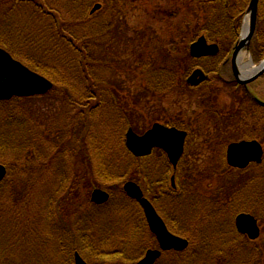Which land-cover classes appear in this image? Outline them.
<instances>
[{"label":"rangeland","instance_id":"obj_1","mask_svg":"<svg viewBox=\"0 0 264 264\" xmlns=\"http://www.w3.org/2000/svg\"><path fill=\"white\" fill-rule=\"evenodd\" d=\"M131 1L135 2L126 8L127 13L125 14L121 11L119 12V10H116L115 14H107L105 8L95 14H91V19L93 18V22H95L93 24L98 27V30L103 29V32L100 36L95 37L92 45L95 57L94 64L96 66L94 71L95 82L89 79L91 84L85 83V86L79 85L78 87L80 95L78 101L81 100V106L73 107L74 110L72 112L75 111L77 117L75 125L66 126V120H69V110L65 107V96L60 95L61 93L51 92L46 96L29 98L25 103V108L31 112V122H37L47 137L50 136L55 139L53 142L55 152H59L60 146L57 147V145L62 144L65 133L68 137L74 132L77 136L83 137L85 130H88L89 127L98 128V135L103 137L102 143L105 144L102 146L109 148L108 151L112 150V157L125 160L128 159L124 150V146H126L125 139L130 129L137 132L138 135H144L154 123L165 125L163 122H168L171 125L177 124L182 130L189 131L190 137L187 140L186 150L181 160V163L183 162L182 173L178 174V176L174 172L171 173L169 186L174 190L175 196L180 194V198L183 201L193 199L190 196H196L198 191L207 194L210 196L209 200L211 201L210 210L199 209L201 214L198 215L197 220L193 221L187 220L189 213L186 214L183 211L182 204L175 211V215L173 212L171 214L176 216L177 224L182 222L187 227H190L191 231L195 232L198 244L194 257L195 261L198 258H211L214 260L212 264H232L226 250L227 246L222 242L223 238L219 237V235L220 232L226 230V225L231 223V218H235L239 212H223L222 207L236 208L238 206L240 211L245 209V204L242 203L244 188L247 182L254 177H264V156L261 164L250 165L243 172L234 171L233 169L228 171L225 151L227 145L235 141V139H257L252 137L254 135V133H251L252 130L256 132L255 134L263 133L262 135H264L262 127L258 128V130L256 128V126L261 125V117L254 118V108H251V104L245 99L243 92L234 88L232 75L229 77L232 83H228L226 86L222 85L226 93L220 96L209 87L210 82L197 88H191L187 85L184 77L186 73H188V77L195 69L191 66L192 62L187 57L188 50L190 42L194 39V30L198 24L203 23L204 16L194 22L196 16L194 18L192 15H188L186 4H181V0ZM26 7L24 6V8ZM177 7L181 9L180 14H175ZM29 8L36 15L44 13L43 15L46 17L45 20L42 19V22L47 23V12H44L47 8L44 10L39 8V6H31ZM63 12L59 8V13ZM102 23H104L103 28L101 26ZM2 24L3 22L0 23V25ZM7 26L5 23L4 27ZM15 26L16 23L13 27ZM17 32L16 30V34ZM41 37L43 38V35ZM43 39L44 43H47V37L44 36ZM9 42L11 41L9 40ZM42 45L43 43H41ZM21 46L19 43H15L13 47L20 51ZM13 51L16 50L14 49ZM169 54L173 58H184L181 63L179 60L176 61L181 65L177 80H174L173 68L165 76L155 72L157 69H169L173 65L174 61L170 60ZM243 54L245 60H248L249 54L246 51ZM187 68H189L188 71L186 70ZM171 73L173 78H171ZM210 77L211 81L212 76ZM176 82L175 89L170 87L169 91L163 92L161 90L167 87L166 84L172 83L173 85ZM252 85L251 91L264 100V79H259L258 82ZM88 88L91 89L93 95L87 93ZM63 91H65V87L61 86V92L63 93ZM1 117L4 119V115H1ZM0 120L2 121V118ZM51 133L55 135H51ZM47 137L43 140L44 144L47 142ZM74 138L78 137L75 136ZM262 144L264 147V143ZM45 145L47 148V144ZM76 147L78 148V144H76ZM80 149L82 148L80 147ZM74 151H72V154L67 151L62 154H55L52 159L55 163L57 161H65L75 166L80 160L77 157V150L75 154H73ZM24 156L17 162L14 156L4 155L0 158V163L8 169L7 174L12 171L4 182V190L7 192L3 197L2 207L6 211L2 212L9 215V219L19 227L23 224V210L18 209L16 203L24 199L23 195L29 193L30 196L31 193L33 210H30L29 216L33 217L35 215V207L41 201L38 199L41 186L33 193L28 192L30 190L28 184H26L28 181L23 179V176L34 172V175H32L34 179L37 172L44 171L43 177L47 180L58 177L53 170L47 171L49 168L46 165L39 162H28L24 159ZM49 159L50 157L45 161L47 162ZM137 159H140V161L142 159L140 164L144 175L142 176L141 174L140 178L144 180L147 176L151 177V174L152 179L160 177L162 168L165 167L161 161L160 154L153 151L151 155ZM111 161L113 165L115 160L111 159ZM152 169H154V173L147 172ZM79 172L83 173L82 166H80ZM136 182L141 187H144L139 181ZM55 187L57 188L58 185H55ZM122 187L123 184L119 188ZM99 188L110 194L116 193V189L109 191L107 187L106 189L104 187ZM192 190H196V192L192 194ZM236 192L239 193L240 197L233 196ZM214 196H217L220 204L215 202ZM173 197L171 194L159 196L155 204L158 205L157 207L160 210L163 208L165 212H168L170 211L168 202ZM196 197L198 199L202 198L201 196ZM238 200H240L239 205L235 202ZM87 211L83 209L84 213ZM2 212L0 211V216ZM132 212L140 216V211L137 208ZM75 213L77 217L79 214ZM160 213L163 216L165 215L164 211ZM256 214L258 216L255 215V217L259 218L261 234L255 242V252L258 255V259L253 264H264V211H261L260 215ZM39 217L44 227H42L41 220H39L38 228L45 230H40L39 234L46 241V244L43 245L46 249L43 247L42 251H36L39 258L33 255L35 251L31 249L35 238L29 236L28 238L31 241L28 242L22 236H19L16 246L11 243L12 246L10 244L0 246L1 263L47 264V218L44 219L43 215H39ZM10 220L5 221L7 227L12 226ZM172 220L167 222L177 228L172 223ZM89 225L88 227H92L98 236L101 235L102 232L99 230L100 223L92 222ZM133 228L137 229L136 227ZM216 229H219L220 232L218 231L219 233H217ZM137 230L133 231L135 233H133V238L130 240L121 237L123 239H117L113 245L108 243V253L112 254L118 250L124 252L123 257L125 258L133 250L142 249L145 244L150 248L149 245L153 243L148 242L145 235L141 237L142 232L145 231ZM110 231L112 230L108 231L111 239L114 237V232L111 234ZM1 235V237L5 238V234L1 232ZM132 246L137 247L132 248ZM206 252L207 254H205ZM141 254V251L134 252L131 254V258L138 259ZM81 255L88 264L97 263L95 259L88 260L87 254L86 256ZM39 259L40 261H38ZM109 259L104 262L99 260V262L101 264H125L121 260ZM65 262L64 259L61 261V259L54 258L52 264H66ZM191 262L195 263L193 259H190L186 264H192Z\"/></svg>","mask_w":264,"mask_h":264},{"label":"trees","instance_id":"obj_2","mask_svg":"<svg viewBox=\"0 0 264 264\" xmlns=\"http://www.w3.org/2000/svg\"><path fill=\"white\" fill-rule=\"evenodd\" d=\"M138 1L142 2V0ZM134 2L131 0H0V23L3 22L0 25V46L33 71L53 81L55 87L52 92L61 93L60 95L65 96L64 104L66 109L69 110V120H66L67 127L74 126L76 123L75 119L77 117L76 112H72L73 107L81 106V100L78 101L80 96L78 92L79 85L90 83L89 79L95 82L96 79L92 45L95 37L100 36L103 29L98 30V27L93 24L95 22H93V18L91 19L92 9L100 3L107 14H115L116 10L125 14L127 13L126 8ZM250 2L251 0H184V2L181 0V4H186L188 15H192L194 18L196 16L194 22L204 16L203 23L198 24L195 28L194 39L190 43L195 42L199 37L205 36L209 43L221 47V52L216 57L194 60L187 55L192 62V67L202 68L211 75L219 72V70H223L224 74H227L222 64L230 56L231 50H233L239 39ZM24 6L28 8H24ZM31 6H39L43 10L47 8L44 10V12H47V23L42 22V19L45 20L46 17L43 15L44 13L36 15L29 8ZM59 8L64 12L60 14ZM180 8L175 9V14L181 13ZM26 22L28 23L26 24ZM5 23L8 25L7 27H4ZM15 23L16 26L13 27ZM101 26L103 28L104 23ZM42 35L43 38L44 36L47 37V43H44ZM15 43L22 45L20 51L13 47ZM41 43H43L42 46ZM14 49L16 51H13ZM250 50L255 63H259L264 59V0H260L258 4L257 27ZM183 59L173 58L170 55V60L174 61L173 65L169 69H157L155 72L165 76L173 68L174 80H177L181 65L176 61L179 60L181 63ZM186 70L188 71L189 68ZM173 74L171 78H173ZM227 76L230 77V73ZM232 84L235 89H240L243 92V96L249 101L251 108H254V118L261 117V125L256 126L257 130L261 127L264 129V113L261 115L264 112V106L257 103L254 95L245 87L238 85L236 82ZM61 86L65 87L63 93L61 92ZM166 86L161 90H167L169 86ZM209 87L212 89L213 81L210 82ZM87 93L93 95L89 88ZM19 102L18 98L10 102H0V119L2 118V122L4 121L3 124H0V158L4 155L14 156L17 162L25 155L24 159L28 162L42 163L49 168L47 171L53 170L58 177L47 180L43 177L44 171H36L34 186L35 191L41 186L38 196L41 201L36 205L33 217L29 216L30 210H33L31 193L30 196L29 193H26L23 195L24 199L16 203L17 208L23 210V224L21 227L13 223L9 219V215L2 212L6 211L3 210L2 201L7 191L4 190V182L0 185V211L2 212L0 216V246L10 243L16 246L19 236H22L28 242L31 241L28 237L33 236L35 240L31 245V249L35 251L33 255L39 258L36 251H42L43 245L46 244V241L42 239V235L39 234L40 230H45L38 228V222L41 220L39 215H43L44 219L47 218V264H52L54 258L61 259V261L64 259L66 264H74L73 256L76 251L85 256L87 254L88 260L95 259L96 264H101L99 260L104 262L110 260L109 258L121 260L124 252L117 250L115 253H108V243L113 245L121 237L130 240L133 238L134 230H145L142 227L144 220L141 216L143 214L140 207L136 202L127 198L122 188L119 187L127 181H139L144 189L146 188V196L147 194L151 195L156 202L159 196L165 194H171L175 197V192L169 186V176L172 172L166 156L161 151H156L157 154L161 155V161L165 167L162 168L159 178L152 179L151 174V177L147 176L143 180L140 178L141 174L144 175L140 164L142 159L140 161V159L132 156L126 146H124V150L128 159L112 157V150L108 151L109 148L102 146L105 145L102 143L103 137L100 135L99 137H93L88 133L91 127L85 130L83 137L77 136L75 132L68 137L65 133L62 144L57 145V147L60 146L59 152H55V147H53L55 139L48 136L49 139L37 122H31L30 115H14V108ZM257 112L258 114H256ZM1 115H4V119ZM71 117L73 118L71 119ZM12 119L16 124L11 123ZM174 126H177V124H174ZM251 133H254L253 138H257L255 140L259 139V142L264 143L263 133L255 134L254 130ZM51 135L55 134L51 133ZM75 136L78 138H74ZM45 137H47L45 143L47 148L43 143ZM76 144H78V148ZM33 148L34 150H32ZM78 149L80 150L78 151ZM73 150H75L73 154L77 150V157L80 160L77 165L74 164L75 166L65 161L55 163L52 159L55 154H62L64 151L72 154ZM42 152L44 153L42 154ZM49 157V161L46 162L45 160ZM111 159L115 160L113 165ZM80 166L83 168V173L79 172ZM226 167L230 171L231 168ZM147 172L154 173V169ZM55 185H58V187L56 188ZM96 187H104L105 189L107 187L109 191L116 189V193L111 194L112 198L108 204L95 206L90 202V194ZM243 192L242 203L245 204V209L240 211L238 206L236 208L223 206V212L235 211L236 213H250L254 216L257 215L256 213L260 215V212L264 211V177L256 176L249 180ZM233 196L240 197L238 192ZM214 199L217 204H220L217 196H214ZM235 202L237 205L240 204V200ZM136 208L140 211V216L132 212ZM83 209L88 211L84 213ZM75 212L79 214L77 217ZM6 220H10L12 226L7 227L5 225ZM234 221L235 218H231V223L226 225L225 231L220 232L219 229H216V232H220L219 237H222V242L229 247H226V250L232 264H253L258 259L255 252V242L252 243L246 237L238 235L234 227ZM92 222L101 224L99 226V230L102 232L100 236L92 227H88ZM42 227H44L43 223ZM110 229L112 230L110 231L111 234L114 232V237L111 239L108 232ZM1 232L5 234V238L1 237ZM143 235H145V238L147 237L148 242L153 243L149 245L151 248L157 246V243L150 238L151 233L148 230L142 232L141 237ZM136 247L132 246V248ZM147 248L148 245L145 244L142 249H135L131 254L137 251H141L143 254ZM31 253L33 252L31 251ZM131 254H129L130 257ZM209 260L211 263L214 261L211 258ZM0 264L4 263L0 262Z\"/></svg>","mask_w":264,"mask_h":264},{"label":"water","instance_id":"obj_3","mask_svg":"<svg viewBox=\"0 0 264 264\" xmlns=\"http://www.w3.org/2000/svg\"><path fill=\"white\" fill-rule=\"evenodd\" d=\"M259 0H251L247 18L243 25L241 38L238 41L233 57L232 69L235 79L240 85L248 86L264 75V61L255 66L250 61L244 66L248 68L246 73L239 69L240 55L243 51H249L250 43L253 39L257 25V11ZM97 5L93 13L99 9ZM219 52L217 45L208 44L204 37L198 39L190 47V54L193 58L215 56ZM206 80L204 73L197 69L188 79V84L193 87L199 86ZM53 89V83L45 77L31 71L5 50L0 48V101H8L14 97H32L45 95ZM257 102L261 103L256 99ZM187 133L176 128H168L156 123L144 135L136 134L130 129L126 135V146L135 157H146L151 155L153 150L164 151L172 166L176 167L184 154ZM264 151L258 141H244L233 143L228 147L227 163L236 169H246L251 163L261 164ZM7 170L0 165V182L5 179ZM127 196L142 207L145 217L149 223L151 231L156 235L161 250H149L139 264H155L160 258L161 251H183L188 246V241L171 234L164 221L157 214L152 204L144 197L143 191L135 182H127L124 185ZM110 195L100 189H96L92 194V202L96 205L106 204ZM236 227L239 233L248 236L252 241L260 237L261 231L257 219L250 214H240L236 219ZM75 264H87L80 254H75Z\"/></svg>","mask_w":264,"mask_h":264},{"label":"bare ground","instance_id":"obj_4","mask_svg":"<svg viewBox=\"0 0 264 264\" xmlns=\"http://www.w3.org/2000/svg\"><path fill=\"white\" fill-rule=\"evenodd\" d=\"M260 1V0H259ZM251 3V2H250ZM99 6H100V8L99 9H97L95 12H94V14L95 13H97V12H99V11H101L102 10V6L100 5V4H98ZM97 5H95V7H96ZM250 6V5H249ZM95 7L93 8V9H95ZM93 9H92V11H93ZM249 9V8H248ZM92 11H91V14H92ZM247 13H248V11H247ZM243 53H241V55H240V61L241 62H243V63H248L246 60H245V57H243ZM194 60H197V59H194ZM249 60V59H248ZM24 66H26L27 68H29L27 65H25L24 63H22ZM31 71H33L31 68H29ZM197 69H200L199 67L198 68H195L194 69V71L195 70H197ZM244 70H248V68L247 67H244ZM48 79V78H47ZM50 82H53L51 79H48ZM230 82H232L231 80H229L225 75H224V71L223 70H219V72H216V73H214L213 74V87H212V89H213V91H215V93L216 94H219V96L221 95V94H223V93H226L224 90H223V84L226 86V84L227 83H230ZM173 83V82H172ZM172 83L171 84H166V85H168L169 87H172L173 89H175L174 87H176V85H177V82L176 83H174L173 85H172ZM172 85V86H171ZM187 85L189 86V87H191V88H193V86H191L190 84H188L187 83ZM169 90H170V88H168ZM33 98H35L36 96H32ZM32 97H14V98H12L11 100H8L7 102H10V101H12L13 99H15V98H18L19 100H20V102H19V104H17V106L14 108V115H16V116H18V114L19 115H31V112L28 110V109H26L25 108V103L27 102V99H29V98H32ZM12 124H16V123H14L13 122V119H12V122H11ZM174 128H176L177 130H179V131H183V132H186L187 130H185V129H181V127H179V126H175ZM90 135H92L93 137H99V135H98V128H92L91 127V129L89 130V132H88ZM244 141H248V142H250V140H236L235 139V141H233V142H230L228 145H227V149H226V151H225V159H227V151H228V147L231 145V144H233V143H241V142H244ZM125 143H126V139H125ZM32 150H34V148L32 149ZM44 152H42V154H43ZM135 157V156H134ZM136 158V157H135ZM172 173L174 172V171H171ZM34 172H30V173H28V174H26V175H24L23 176V179H26L27 181H28V183H26V184H28V187L30 188V190H28V192H31V191H35V186H34V179H33V176H32V174H33ZM175 173V172H174ZM181 173V172H180ZM179 173V174H180ZM176 175V174H175ZM177 176V175H176ZM7 177H8V174L6 175V177H5V179H7ZM5 179L3 180V181H1L0 182V185H2L3 184V182H5ZM127 182H134V181H127ZM127 182H125L124 184H123V187H122V190L124 191V185L127 183ZM137 185H139L137 182H135ZM25 186H27V185H25ZM140 186V185H139ZM140 188L142 189V191H143V194H144V197L152 204V206L154 207V209L156 210V212H157V214L161 217V219H163V217H162V214L160 213L161 211L163 212L164 211V213H167V217L168 218H171V217H173L174 215H175V211L177 210V208L179 207V205L180 204H182L183 205V211H185L186 212V214L187 213H189L188 214V216H187V220H190V221H193V220H197L198 219V215L199 214H201V210H199V209H209L210 210V208H209V206L211 205V201L209 200V198H210V196H208L207 194H205V193H203V192H197L196 193V196H201L202 198H197L195 195H191L190 196V198H193V199H187L186 201H183L181 198H180V194H178V195H176L174 198H172V199H170V201L168 202V209H170V211H168V212H165V210L162 208L161 210L157 207L158 205H156L155 204V200L152 198V196L150 197L148 194H147V196H146V192H145V190H146V188L144 189V187H141L140 186ZM97 189H100V188H97ZM100 190H102V189H100ZM173 190V189H172ZM104 191V190H103ZM174 191V190H173ZM106 192V191H105ZM196 192V190H192V194L193 193H195ZM108 193V192H107ZM124 193H125V191H124ZM92 194H93V190H92V192H91V194H90V202H91V204H93V205H95V206H104V205H106V204H108L110 201H111V198H112V195L110 194V193H108L109 195H110V199H109V201L106 203V204H103V205H96L95 203H93L92 202ZM126 194V193H125ZM210 195V194H209ZM126 196H127V194H126ZM127 198H129L128 196H127ZM130 200H132V201H134V202H136L135 200H133V199H131V198H129ZM181 201H182V203H181ZM137 203V202H136ZM138 204V206L140 207V209H141V211H142V218H143V223H142V227L144 228V230L145 231H147L148 230V232H151L152 234H151V239H153L156 243H158L159 244V241H158V239H157V237H156V235L155 234H153V232L151 231V228H150V226H149V223H148V221H147V218L145 217V214H144V211H143V209H142V207L140 206V204L139 203H137ZM163 206V205H162ZM181 206V205H180ZM158 208V209H157ZM160 210V211H159ZM174 213V215L173 214H171V213ZM174 217H176V216H174ZM164 220V219H163ZM181 220H182V218H181ZM187 223V222H186ZM188 224V223H187ZM183 225H185V224H183L182 222H180L179 224H178V228L180 229V230H183V231H191V229H189L190 227H187V225H185V226H183ZM183 233V232H182ZM184 234V233H183ZM153 250H161V249H157V248H153ZM124 255V254H123ZM124 259V260H123ZM121 261L122 262H124L125 264H139V262H137L135 259H132L131 257H123L122 256V258H121ZM172 264H182V259H178L177 261H175L174 263H172Z\"/></svg>","mask_w":264,"mask_h":264},{"label":"flooded vegetation","instance_id":"obj_5","mask_svg":"<svg viewBox=\"0 0 264 264\" xmlns=\"http://www.w3.org/2000/svg\"><path fill=\"white\" fill-rule=\"evenodd\" d=\"M220 54V53H219ZM219 54H217L216 56H218ZM215 56V57H216ZM230 57H227L225 59V62L222 64V67L223 69L227 72V74H229L231 71L230 70V66H232V61L229 60ZM205 72V71H204ZM206 75L208 76L207 77V80L204 82V83H209V82H212L213 81V75L211 74H208L207 72H205ZM226 74V75H227ZM225 75V74H224ZM225 75V76H226ZM212 76V80L210 81L211 77ZM231 76V74H230ZM229 78V76H227ZM235 82V80H233ZM203 83V84H204ZM165 91H169V89L165 90ZM165 125H170L168 122H163ZM187 133V140L189 139L190 137V133L189 131H186ZM187 143V142H186ZM164 154V153H163ZM165 155V154H164ZM170 165V164H169ZM171 171H174L175 174L178 176V174L182 171L183 169V164L182 163H179L176 167H173L171 166ZM180 175V174H179ZM163 219L165 221V224L168 228V230L176 235V236H179L180 238H183L185 240L188 241V246L185 250L183 251H176V250H169V251H161V256L160 258L155 262V264H172L174 263L175 261H177L178 259H182V264H186L187 261H189L190 259H193L194 260V257H195V253L197 251V247H198V244L196 243V240H195V232L193 231H183V230H180L178 228V224H177V218L176 217H171V218H168L167 217V213H165V215L163 216ZM165 217V218H164ZM173 219L172 223L174 224V226H177V228L173 227V225L171 226V224H169V222H167L168 220H171ZM176 223V224H175ZM179 229V230H178ZM184 234H183V233ZM237 232V231H236ZM157 249H160V246L159 244H157V246L155 247ZM148 250V249H147ZM147 250L145 252H147ZM144 252V254H145ZM203 260V261H202ZM196 263L199 262V264H209V260H206V259H201V258H198L196 259L195 261Z\"/></svg>","mask_w":264,"mask_h":264}]
</instances>
